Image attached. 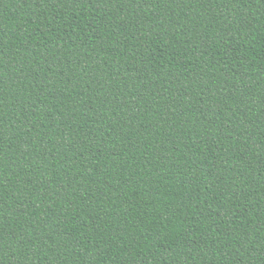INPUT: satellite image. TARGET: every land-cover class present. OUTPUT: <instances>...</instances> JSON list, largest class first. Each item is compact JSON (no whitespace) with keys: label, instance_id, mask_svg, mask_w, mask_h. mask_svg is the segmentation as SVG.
Instances as JSON below:
<instances>
[{"label":"trees","instance_id":"obj_1","mask_svg":"<svg viewBox=\"0 0 264 264\" xmlns=\"http://www.w3.org/2000/svg\"><path fill=\"white\" fill-rule=\"evenodd\" d=\"M0 264H264V0H0Z\"/></svg>","mask_w":264,"mask_h":264}]
</instances>
